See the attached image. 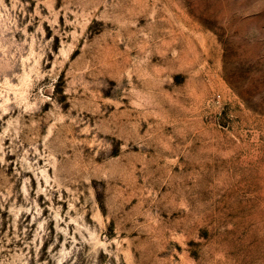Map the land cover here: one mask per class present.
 <instances>
[{
    "label": "rangeland",
    "instance_id": "obj_1",
    "mask_svg": "<svg viewBox=\"0 0 264 264\" xmlns=\"http://www.w3.org/2000/svg\"><path fill=\"white\" fill-rule=\"evenodd\" d=\"M0 264H264V0H0Z\"/></svg>",
    "mask_w": 264,
    "mask_h": 264
}]
</instances>
